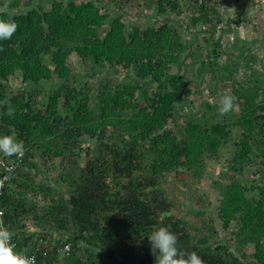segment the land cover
I'll list each match as a JSON object with an SVG mask.
<instances>
[{
    "label": "trees",
    "instance_id": "trees-1",
    "mask_svg": "<svg viewBox=\"0 0 264 264\" xmlns=\"http://www.w3.org/2000/svg\"><path fill=\"white\" fill-rule=\"evenodd\" d=\"M115 6L0 0V18L17 24L0 41V134L24 144L18 168L0 189L1 226L36 264H154L147 237L154 226L169 227L180 250L195 251L204 264H264V80L252 69L254 57L222 66L233 83L235 118L221 115L214 100L193 110L185 76L170 71L185 48L177 29L187 15L189 25H211L216 10L206 0H155L157 19L142 29L132 23L140 12ZM72 62L94 70L98 85L79 79ZM216 66L209 62L206 72ZM240 67L250 72L235 80ZM210 160L228 162L213 214L223 233L234 226L230 245L209 243L200 229L192 235L171 214L163 188L168 174L199 181ZM39 164L58 167L54 181L37 180ZM245 172L255 179L245 181ZM61 182L67 196L56 189Z\"/></svg>",
    "mask_w": 264,
    "mask_h": 264
},
{
    "label": "rangeland",
    "instance_id": "rangeland-1",
    "mask_svg": "<svg viewBox=\"0 0 264 264\" xmlns=\"http://www.w3.org/2000/svg\"><path fill=\"white\" fill-rule=\"evenodd\" d=\"M75 1L79 2L81 0ZM103 1L104 3L116 5L118 12L126 14L130 11L134 13L140 12V19L132 18V23L138 24L142 29L148 25H153L157 19L154 9L155 0ZM252 4L253 0H206V6L215 9L217 12V14L210 15L213 21L211 25L210 23L206 25L201 23L194 26L189 25V15L185 16L186 18L184 17L183 25L179 24L177 31L179 30L180 32L185 48L180 54L178 62L170 66V71L185 76L187 89L189 90L186 101L191 104L193 110L199 109V106L201 107L200 103L205 101L212 102L214 100L219 103L225 93L232 95V80L225 78L228 73L222 69L225 64L232 65L253 56L255 62L252 69H255L256 75L264 80V0L260 1V4L254 8L253 12H251V9H253ZM191 7L194 8V5L191 4ZM238 13L243 14L239 17V22L235 23L232 19H236ZM228 19H230V22ZM204 31L205 35H203ZM188 45L191 46V51H189ZM202 61L206 62V69H208L209 62L210 64L212 62L216 63L215 71L211 73L208 70L206 72L205 69V74L197 75L196 71ZM72 64L74 65L73 62ZM79 67L72 66L75 73L80 72L78 74L79 79L84 83H89L90 86L94 85L96 87L98 80L96 76L94 79L92 77L95 74L94 70H90L87 64H84L82 68ZM246 72H250L247 67H240L239 72L235 74L233 79H241ZM56 87L55 85L53 90ZM43 95L44 93L39 97V105L45 100L42 97ZM180 108L179 113L188 115L187 107L180 106ZM230 113L234 118L239 114L236 105L233 106ZM183 119L178 121L182 123ZM87 142L84 140L83 144L86 146L92 143ZM228 150H230L229 146L221 153L223 159L228 158ZM227 163L222 162L220 164L219 160L208 161L207 167L199 181H196L189 174H168L166 182L163 183V188L165 189L166 197L173 204L171 214L181 217L192 235L196 229H200L202 235L208 238L209 243L222 240L230 245L233 242L230 233L234 226L231 225L226 233H223L220 222L214 218L213 214L218 209L219 194L217 190L225 184L224 181L229 175L227 173ZM38 167L41 172L37 180H46V177H48V179L54 181L57 175V166L54 170L42 169L41 164ZM180 177L187 181L186 185L180 181ZM244 179L245 181H252L255 177H253L252 173L245 172ZM214 181H217V184H213ZM67 186L68 184L61 182L56 184V189L59 190V194L67 196ZM209 228H213L215 233L211 232ZM234 250L236 251V249ZM251 251V247L246 249V252Z\"/></svg>",
    "mask_w": 264,
    "mask_h": 264
},
{
    "label": "clouds",
    "instance_id": "clouds-1",
    "mask_svg": "<svg viewBox=\"0 0 264 264\" xmlns=\"http://www.w3.org/2000/svg\"><path fill=\"white\" fill-rule=\"evenodd\" d=\"M258 4L253 7V10ZM16 29L17 24L14 19L0 18V41L10 39ZM235 99L233 95L225 93L219 101L218 112L221 115L227 114L232 110ZM11 112L12 109H9V114ZM23 151V142L17 140L14 135L0 134V157L3 156L8 160L10 157L19 154L23 156ZM147 237L151 245V252L155 257L154 264H204L202 258L195 251L185 253L180 250L177 234L171 231L169 227L154 226ZM12 239L13 234L9 228L0 226V264H35V257L18 251ZM68 251L69 245L67 244L63 247L62 252Z\"/></svg>",
    "mask_w": 264,
    "mask_h": 264
},
{
    "label": "built area",
    "instance_id": "built-area-1",
    "mask_svg": "<svg viewBox=\"0 0 264 264\" xmlns=\"http://www.w3.org/2000/svg\"><path fill=\"white\" fill-rule=\"evenodd\" d=\"M15 157H16L15 162L3 159V156L0 157V171L5 172V174L1 175V177H0V189L3 187L4 182L9 178V175L12 174L13 172H15L16 169L18 168L22 154L16 155ZM0 226H1V224H0ZM35 264H36V262H35Z\"/></svg>",
    "mask_w": 264,
    "mask_h": 264
}]
</instances>
